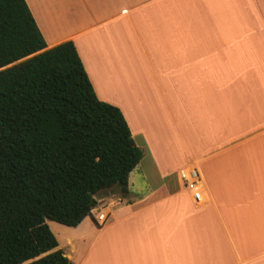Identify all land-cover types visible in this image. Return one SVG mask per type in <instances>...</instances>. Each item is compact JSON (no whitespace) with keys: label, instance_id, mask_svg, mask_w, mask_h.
Returning <instances> with one entry per match:
<instances>
[{"label":"crops","instance_id":"1","mask_svg":"<svg viewBox=\"0 0 264 264\" xmlns=\"http://www.w3.org/2000/svg\"><path fill=\"white\" fill-rule=\"evenodd\" d=\"M26 2L47 49L74 43L98 99L122 111L145 150L129 194H99L67 241L70 251L59 244L66 256L74 264H264V0ZM142 69L176 93L177 112L195 107L180 151L162 130L139 126L119 100ZM163 69L186 75L194 93L180 96ZM190 168L201 202L180 177ZM98 213L107 215L102 225ZM74 239L85 243L77 262Z\"/></svg>","mask_w":264,"mask_h":264},{"label":"trees","instance_id":"2","mask_svg":"<svg viewBox=\"0 0 264 264\" xmlns=\"http://www.w3.org/2000/svg\"><path fill=\"white\" fill-rule=\"evenodd\" d=\"M98 99L73 42L47 49L26 0H0V264H74L48 222L76 228L143 159Z\"/></svg>","mask_w":264,"mask_h":264},{"label":"rangeland","instance_id":"3","mask_svg":"<svg viewBox=\"0 0 264 264\" xmlns=\"http://www.w3.org/2000/svg\"><path fill=\"white\" fill-rule=\"evenodd\" d=\"M159 72L162 73L165 79L167 78L171 83H173L180 96L182 94V91L186 93L189 88L191 94L192 92L194 93V89L187 83L186 75L182 79L181 76L174 73V70L171 69H163ZM173 73L175 74V78L173 76ZM138 80L139 81L134 87L121 86L118 91V93H120L119 100L125 101V103L128 104L127 106L131 111L132 120H135L139 124V126H142L143 123L144 127L152 128L154 126L160 131L162 130L164 133L163 140H165L166 136L168 135V140L170 141V143H173L177 147L176 150H179L178 144L180 142H183L182 133L185 132L183 126L184 120L188 121L196 119L194 115V105L188 103L186 110L184 109L183 111L182 109L181 112H177V103H175L172 99V97H176V93L174 91L167 90L165 86V80L162 79L161 76L159 77L158 73L157 77H155L150 70L142 69L141 76ZM194 84H196V82H194ZM131 99L132 101H130ZM134 101H136V109L133 108V106H130ZM143 104L149 107H143ZM136 138L138 142H141L143 135L136 134ZM146 163L147 162H145L144 164V171H146L149 176H152L154 171L152 170V167H149V165H147ZM153 184L155 185V181H153ZM48 223L52 232L58 239L60 246L66 248L65 251L69 252L70 247L68 246L67 241L69 239H73L75 235H77L78 230L76 231V228L66 227L52 221H49ZM80 232L81 231H78V233ZM81 238L86 240L85 237ZM81 238H77V241H79ZM74 241L76 243V239H74ZM76 244H78L79 248H77L76 250V255L74 254L73 256L75 261L77 262L79 257L85 251V243H83V241H80Z\"/></svg>","mask_w":264,"mask_h":264},{"label":"built area","instance_id":"4","mask_svg":"<svg viewBox=\"0 0 264 264\" xmlns=\"http://www.w3.org/2000/svg\"><path fill=\"white\" fill-rule=\"evenodd\" d=\"M180 177L183 181L185 188L191 192L194 200L196 202H201L203 199V194L201 190V183L199 178V173L196 168H190L187 170L180 171ZM107 220V215L105 213H98L95 216V221L102 225Z\"/></svg>","mask_w":264,"mask_h":264}]
</instances>
